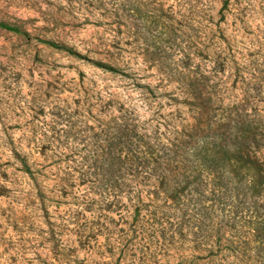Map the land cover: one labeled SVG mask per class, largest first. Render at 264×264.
I'll use <instances>...</instances> for the list:
<instances>
[{
  "label": "rangeland",
  "instance_id": "1",
  "mask_svg": "<svg viewBox=\"0 0 264 264\" xmlns=\"http://www.w3.org/2000/svg\"><path fill=\"white\" fill-rule=\"evenodd\" d=\"M242 114L264 0H0V264H264V145L199 154Z\"/></svg>",
  "mask_w": 264,
  "mask_h": 264
},
{
  "label": "trees",
  "instance_id": "2",
  "mask_svg": "<svg viewBox=\"0 0 264 264\" xmlns=\"http://www.w3.org/2000/svg\"><path fill=\"white\" fill-rule=\"evenodd\" d=\"M99 64L109 71H116L114 67L103 63ZM195 90L197 89L195 88ZM195 94L197 93L195 92ZM195 97L198 98V95H195ZM245 117L244 114L237 115L228 123L220 126L214 133L205 134V145L199 150V154H213L219 157V159L226 157L230 161H234V159H245L246 161L248 160L249 163L251 162V165H257L256 152H258L264 144L258 139L260 135L257 131L252 130L253 128L248 129L250 124L247 123L249 121H247ZM249 133L252 135H249ZM250 139H252V141H249ZM256 170H258V172L250 175L246 183L241 179L239 181L245 188L253 189L254 191H252V194L256 196V199H259L262 197V192H264V170L261 168H257ZM262 223L264 226V219ZM252 230L255 231L254 234L258 233L257 227L252 228Z\"/></svg>",
  "mask_w": 264,
  "mask_h": 264
}]
</instances>
